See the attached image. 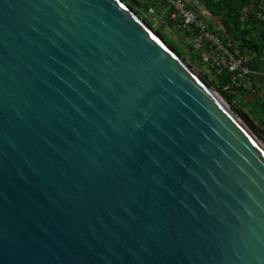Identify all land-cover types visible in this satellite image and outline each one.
Segmentation results:
<instances>
[{
    "label": "water",
    "instance_id": "1",
    "mask_svg": "<svg viewBox=\"0 0 264 264\" xmlns=\"http://www.w3.org/2000/svg\"><path fill=\"white\" fill-rule=\"evenodd\" d=\"M260 138L124 1L0 0V264H264Z\"/></svg>",
    "mask_w": 264,
    "mask_h": 264
},
{
    "label": "trees",
    "instance_id": "2",
    "mask_svg": "<svg viewBox=\"0 0 264 264\" xmlns=\"http://www.w3.org/2000/svg\"><path fill=\"white\" fill-rule=\"evenodd\" d=\"M132 10H134L140 17L142 14H147L149 9L155 5V0H134L139 5L138 7L132 3V0H122ZM163 1L164 0H158ZM198 1L204 10L216 19V24H212L207 20V17L201 14L197 9L188 5V7L196 10L201 20H203L208 29L213 32H221L225 41L232 40L242 54L245 56L249 50L255 54V58H260L264 55V27L260 20L256 17V11L260 6V1L255 4V11L249 10L248 15H244L247 8L251 7V0H195ZM155 7V6H154ZM153 7V8H154ZM152 8V9H153ZM142 18V17H141ZM144 21L155 30V32L173 49V51L185 62L187 54L190 55V60L199 67L204 64L200 60V55L191 47L183 48L174 40L169 39L160 30L154 28L153 24L143 18ZM167 25L171 28L177 29L176 24L170 19V10L165 17ZM185 38L193 36V32H183ZM182 43V41H181ZM189 52V53H188ZM246 58V56H245ZM199 61V62H198ZM213 78L208 81L207 75L199 76L200 79L211 88H214L224 100L230 101L236 108L240 110L242 115L248 119L252 124H255L260 131L264 133V94L257 91L253 96H248L243 88H232V91L225 90V87L232 85V75L227 71L218 73L214 69H210Z\"/></svg>",
    "mask_w": 264,
    "mask_h": 264
},
{
    "label": "built area",
    "instance_id": "3",
    "mask_svg": "<svg viewBox=\"0 0 264 264\" xmlns=\"http://www.w3.org/2000/svg\"><path fill=\"white\" fill-rule=\"evenodd\" d=\"M164 1L169 6L170 19L176 24V28L183 32L194 33L193 36L186 38L185 46L193 48L200 55V60L207 69H214L218 73L227 71L232 75V85L225 87V90L232 91L234 87L247 91L249 88L246 78L250 70L238 46L232 40L225 41L221 32H211L196 10L188 7L184 0ZM258 1L260 6L256 11V17L264 27V0H251V7L245 10L244 15H248L249 10L255 11V4ZM144 15H155V11L151 8ZM255 93L256 91L253 90V94Z\"/></svg>",
    "mask_w": 264,
    "mask_h": 264
},
{
    "label": "crops",
    "instance_id": "4",
    "mask_svg": "<svg viewBox=\"0 0 264 264\" xmlns=\"http://www.w3.org/2000/svg\"><path fill=\"white\" fill-rule=\"evenodd\" d=\"M186 4L188 3L197 11L201 12L203 11L205 14L204 16L207 17V20L212 23L216 24V19L211 18V16L204 10L203 6L195 0H184ZM159 4L160 6L157 8V11L155 10V5ZM155 5L151 8L154 9L155 14L157 15L160 20L165 18L169 12V6L164 3L163 1L155 0ZM246 64L249 68V75L246 78V82L248 84V90L246 91V94L250 97L253 96V90L256 92L259 91V93L264 94V55L260 58H255V54L251 51L246 52Z\"/></svg>",
    "mask_w": 264,
    "mask_h": 264
},
{
    "label": "rangeland",
    "instance_id": "5",
    "mask_svg": "<svg viewBox=\"0 0 264 264\" xmlns=\"http://www.w3.org/2000/svg\"><path fill=\"white\" fill-rule=\"evenodd\" d=\"M159 6H160L159 4L155 5V10L156 11H157V8ZM200 13L203 14L204 12L201 11ZM140 15H141L142 18H145L146 20L151 22L153 24V26L155 25L156 27L154 26V28L160 30V32H162L165 36L169 37V39L174 40L175 42H177V44H179L180 46L185 48L184 46L186 44L185 43L186 38H185L184 33L178 31V29L171 28L169 25H167L165 18L160 20L158 17H156L157 16L156 14L155 15H144V14L141 13ZM203 15H205V14H203ZM181 41H182V43H181ZM184 60H185V63L192 69V71L196 75H198V76L207 75L209 77L208 81L212 80L213 75H212L211 71L209 69H207L206 66L203 65V66L199 67L197 63L194 64L193 62H191L189 54H187V56L185 57ZM209 83H210V81H209ZM211 89L216 94H218L220 98L223 99V97L218 92H216V90H214V88H211ZM253 126L256 128V130L260 134V137H261L260 138V143L264 146V133L262 131H260L255 124H253Z\"/></svg>",
    "mask_w": 264,
    "mask_h": 264
}]
</instances>
